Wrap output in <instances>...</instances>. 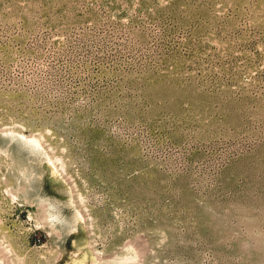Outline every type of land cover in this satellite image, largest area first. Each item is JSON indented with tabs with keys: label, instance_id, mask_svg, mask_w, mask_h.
Instances as JSON below:
<instances>
[{
	"label": "rangeland",
	"instance_id": "1",
	"mask_svg": "<svg viewBox=\"0 0 264 264\" xmlns=\"http://www.w3.org/2000/svg\"><path fill=\"white\" fill-rule=\"evenodd\" d=\"M0 264H264V0H0Z\"/></svg>",
	"mask_w": 264,
	"mask_h": 264
},
{
	"label": "bare ground",
	"instance_id": "2",
	"mask_svg": "<svg viewBox=\"0 0 264 264\" xmlns=\"http://www.w3.org/2000/svg\"><path fill=\"white\" fill-rule=\"evenodd\" d=\"M28 143H30V145L33 146V147H39L41 145L40 140L38 138H30ZM50 162H51V160H50Z\"/></svg>",
	"mask_w": 264,
	"mask_h": 264
}]
</instances>
